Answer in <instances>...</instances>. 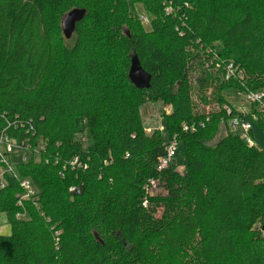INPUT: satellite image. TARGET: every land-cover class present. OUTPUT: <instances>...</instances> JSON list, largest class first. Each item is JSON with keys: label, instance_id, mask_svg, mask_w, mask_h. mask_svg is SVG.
Masks as SVG:
<instances>
[{"label": "trees", "instance_id": "1", "mask_svg": "<svg viewBox=\"0 0 264 264\" xmlns=\"http://www.w3.org/2000/svg\"><path fill=\"white\" fill-rule=\"evenodd\" d=\"M231 90L264 92V0H0V131L32 153L0 183V264H264V149L230 130ZM147 103L171 105L166 142ZM173 137L185 168L159 172Z\"/></svg>", "mask_w": 264, "mask_h": 264}, {"label": "built area", "instance_id": "2", "mask_svg": "<svg viewBox=\"0 0 264 264\" xmlns=\"http://www.w3.org/2000/svg\"><path fill=\"white\" fill-rule=\"evenodd\" d=\"M168 13L171 10L170 7L167 8L166 10ZM141 21L144 24L148 23V19L146 16H140ZM233 69L232 65L229 66L228 72L226 75V79L228 80L230 77L233 75ZM241 76H239L240 78ZM247 100L250 105L249 110L248 107H242L239 109H235L237 112H239L240 115L233 117L232 119L229 120L228 125L233 132L234 130L238 131V135L241 136L243 140H245L248 144V147H255L256 144L251 137L250 133L253 129V121L259 120V114L263 115V118L261 119L264 123V92L263 93H250L247 94ZM255 106V107H254ZM258 107V108H257ZM227 111V113L230 115L232 113V109L229 106L224 107ZM256 108V111H253V109ZM250 117V118H249ZM183 129L185 131L189 130V127L184 125ZM179 143L177 141L176 137H173L170 141H168L166 148H165V154L164 156L160 159L159 164H158V171H165L168 169L170 166H172L175 163V156H176V150L178 147ZM0 148H3V151H0V159L1 163L5 164L7 166L6 169H0V183L2 185V180L5 175L6 171H14V164L11 161V158L16 155V152L23 153L27 152V148H22L17 146L14 141L10 139L8 134L5 131H0ZM23 154L21 156V162H27L28 157L24 156ZM77 162V159L74 160V164ZM21 186L26 190V195L24 196L25 198L29 196L34 195V189L32 187L31 181L22 179L21 180ZM160 189V180L159 179H151L148 185V192L150 195H154L157 193V190ZM71 192H75V188L70 189ZM145 205H147V202H145ZM259 228L261 227V224L259 223L257 225ZM262 232L264 233V229H262Z\"/></svg>", "mask_w": 264, "mask_h": 264}, {"label": "rangeland", "instance_id": "3", "mask_svg": "<svg viewBox=\"0 0 264 264\" xmlns=\"http://www.w3.org/2000/svg\"><path fill=\"white\" fill-rule=\"evenodd\" d=\"M140 16H145L144 12H138ZM144 26L148 27V24H143ZM209 91L207 94L210 96ZM228 101L230 102L231 106L235 109H239L244 107H248L249 110V102L247 100V95L245 93H241L236 90H231L225 93ZM210 99V98H209ZM194 100L195 102L199 103L201 105V108L207 113L209 111H215L218 109V105L216 102H211L209 105H205L204 103H201V101L198 99V96L194 94ZM258 108V107H257ZM171 112V105L163 104V103H147L142 110L143 115V122L145 125L146 133L152 135L155 132L163 133L164 134V141H167V135L164 131V116L168 115ZM262 115V114H261ZM259 116V115H258ZM263 118V115H262ZM231 130V129H230ZM224 131V130H223ZM234 133H238V131L234 130ZM254 142L255 144L260 147L261 149H264V134L263 132L255 127L254 129ZM0 151H3V148H0ZM23 157L26 156L30 159V156H32L31 151L24 152ZM21 153L16 152V155L11 158L12 163H15V161L21 160ZM175 165L178 167V171L182 172L186 165V157H185V151L183 144H179L176 150V156H175ZM29 180V179H26ZM163 193V190H157V194ZM153 196H156L154 194ZM0 219L2 217H5L4 214H0ZM254 230H257L256 228H253ZM0 234L3 236H9L11 234L10 226H8L6 223L2 224L0 222Z\"/></svg>", "mask_w": 264, "mask_h": 264}, {"label": "water", "instance_id": "4", "mask_svg": "<svg viewBox=\"0 0 264 264\" xmlns=\"http://www.w3.org/2000/svg\"><path fill=\"white\" fill-rule=\"evenodd\" d=\"M84 15H85V11L80 9H74L70 11L68 14H66L62 22L61 29L63 30V33L67 39L71 38L73 32L75 31L76 24L83 19ZM130 76L134 84L139 89L149 88L150 76H148L143 71L137 57H134L132 60Z\"/></svg>", "mask_w": 264, "mask_h": 264}, {"label": "crops", "instance_id": "5", "mask_svg": "<svg viewBox=\"0 0 264 264\" xmlns=\"http://www.w3.org/2000/svg\"><path fill=\"white\" fill-rule=\"evenodd\" d=\"M0 216H2V215H0ZM0 222H2V224H7L8 226H10L9 224H8V221H7V218H6V215H5V217H2L1 219H0ZM10 230H11V227H10ZM1 235V234H0ZM3 235V234H2Z\"/></svg>", "mask_w": 264, "mask_h": 264}]
</instances>
